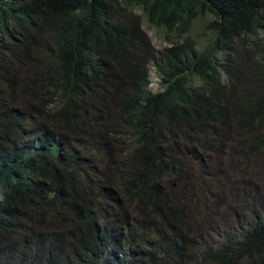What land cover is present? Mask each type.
<instances>
[{
  "label": "trees",
  "instance_id": "trees-1",
  "mask_svg": "<svg viewBox=\"0 0 264 264\" xmlns=\"http://www.w3.org/2000/svg\"><path fill=\"white\" fill-rule=\"evenodd\" d=\"M236 140L264 157V0H0V264H264V201L194 262L164 186Z\"/></svg>",
  "mask_w": 264,
  "mask_h": 264
},
{
  "label": "rangeland",
  "instance_id": "rangeland-1",
  "mask_svg": "<svg viewBox=\"0 0 264 264\" xmlns=\"http://www.w3.org/2000/svg\"><path fill=\"white\" fill-rule=\"evenodd\" d=\"M212 21V15L201 14L189 32L190 39L197 42L200 50L214 38L210 25ZM143 28L157 51L170 45L163 28L150 25L146 20ZM246 67L247 64L244 69ZM151 79L152 89L157 90L159 78L154 66L151 67ZM237 142L231 145L234 149L230 147L226 154L212 156L213 160L210 159L212 154H205V162H196V166L191 162L193 159L190 155L181 156L186 162V172L181 175L171 173L164 180L170 195L179 201L178 204L182 203L189 214V226L184 228L187 231L185 247L187 257L194 262L200 261L225 241L227 230H234L244 222L250 214L247 207L253 208L249 204L251 201H264V157L251 154L249 144L250 149H245L238 147ZM109 146L117 151L123 149L116 143ZM132 147L133 144H130L129 148ZM188 173L193 177L192 184H189L192 177ZM236 192L253 196L245 195L249 200H240L236 199Z\"/></svg>",
  "mask_w": 264,
  "mask_h": 264
}]
</instances>
